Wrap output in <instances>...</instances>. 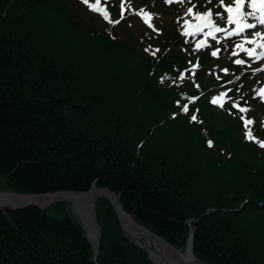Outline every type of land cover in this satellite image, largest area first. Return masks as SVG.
Wrapping results in <instances>:
<instances>
[{
  "label": "trees",
  "instance_id": "1",
  "mask_svg": "<svg viewBox=\"0 0 264 264\" xmlns=\"http://www.w3.org/2000/svg\"><path fill=\"white\" fill-rule=\"evenodd\" d=\"M59 2L66 3L0 0V189L85 191L94 181L180 250L192 226L191 251L205 264H264V149L245 140L229 103L241 87L219 85L236 70L220 78H205L201 66L190 71L185 53L195 48L178 27L160 56L142 43L132 56L112 33L127 19L115 26L98 14L101 25L83 21ZM71 32L78 51L67 42ZM129 36V44L138 39ZM222 93L229 113L211 103ZM93 205L104 212L97 263L64 214L27 206L0 210V264H151L123 236L108 201L97 197Z\"/></svg>",
  "mask_w": 264,
  "mask_h": 264
},
{
  "label": "rangeland",
  "instance_id": "2",
  "mask_svg": "<svg viewBox=\"0 0 264 264\" xmlns=\"http://www.w3.org/2000/svg\"><path fill=\"white\" fill-rule=\"evenodd\" d=\"M65 1H66V3H60L59 2L60 7L64 11V13L70 15L71 17H74L77 19H82L83 21H88L92 17L95 20H98L100 22V25L103 24V22H101V20H99L97 18V16H95L94 13L89 11L85 5L80 3V0H65ZM90 2L94 3L95 0H90ZM192 2L198 6L197 7L198 11L204 12L207 8H214V6L218 3V0H212V3H210V4H206V0H192ZM226 2L231 4L232 0H226ZM120 3H121V0H108L107 4H105L104 0H101L100 6L106 7L108 12L110 13V17L115 20V19H119V17H120V11H121ZM188 7H189V4H187V3H185L183 5H179V4H175V3L172 5H165L163 3V0H125V9H126L125 19H127L126 28L117 29L114 27L112 30L113 36H116L119 39L120 38L119 35H121L122 40L121 39H119V40H121L125 43V45L129 49V54L132 56L138 55V49H137V51L134 52L131 50V48L132 47H138L137 44H140V43H142V45H141L142 50L145 51V49L147 48L148 49L147 52H149V53H152L156 49H159L160 52L158 53L159 54L158 56H160V53L163 54V49L165 48V41L175 37L174 33H175L176 27H178L177 30L180 28L179 35H181V25L183 24L182 21L185 18V13H186ZM141 9H144L145 11L153 14L154 19H153L152 23L154 25V28L159 30V34L154 32L152 29H149L143 23V20L134 14L136 11H139ZM214 11H220V9L215 8ZM178 18H181L180 19V21H181L180 25L177 23ZM188 19H191V18H188ZM219 22H220V20L217 19L218 24H219ZM120 23H122V22H120ZM222 26L231 27V26H227L225 23H223ZM168 31H170V33ZM255 31H257V30L248 31L247 32L248 37L251 38V33L255 32ZM258 31L264 33V29H261ZM164 33H167L169 35V37H166L164 40H162L164 38V36L162 37V35ZM130 34L131 35L133 34V35L137 36V38H138V39H136V42H134L132 44L127 43V42H133V39L129 36ZM181 36H183V35H181ZM149 37H151V38H149ZM205 39L206 38H205L204 34L200 33V34L195 35V36H188V38H187L188 42L187 43L191 44L192 47L196 48V44L199 41L205 40ZM67 42L75 50L78 51L80 49V47L77 46V43H78L77 36L73 32L68 34ZM237 42H242L238 36L230 37V38L226 39L223 33L217 34L216 40H213L211 37H207V39H206V45L207 46L202 47L203 49H205L204 53H203L204 55L200 54L199 56L196 57L195 54L201 53V50L193 51L190 47H186L185 51L190 52L192 50L193 54L189 57V54L185 53V56H186L185 61L188 62V65L192 64L191 68L189 66V68L191 69L190 71L197 69L196 67H194L197 64L199 66H201L203 68L202 71L204 72L203 76L205 78H208V76L210 74H213V75L218 74V78L227 77V75H229L232 71H234V70L238 71V73L235 76L229 77L230 78L229 82L232 81L231 83H229V84H231L229 86H231V87L234 86L235 90H237L238 88L241 87V89L243 90V95H240V97L239 96H237V97L232 96L231 97L232 99L230 100L229 103L232 106V104L234 102H239L241 107L249 108L250 111L245 113V114L239 113V111L237 109H234V108H232V109L235 110L234 113L236 115L237 120H239L241 122H243L241 120V115H244L246 119L256 120L255 117L258 118V120H260L259 124H253V126H257L255 131H257V133L259 135H264V134H262V133H264V126H262V123H264V103H261L260 97L257 96L256 91H254V89L255 90L259 89V85L261 82H264V72H259L256 75L252 74V72L257 67L264 68V61L253 63L251 60H249L246 57V55L244 53H239L238 56H233L232 51L235 48V44ZM248 47H251V46H248ZM217 50H218V55L216 57H213L211 55V52L217 51ZM236 58L244 59L246 61V65H251V67L237 66L234 63ZM170 61L173 62L174 59L170 58ZM138 63L140 64L141 62L140 61L135 62L136 65H138ZM160 65H162L163 67H166L165 64L160 63ZM224 69L228 70L227 74H225V72L223 71ZM213 80L216 82L218 79L213 78ZM204 82H206V81H204ZM232 83H234V84H232ZM253 97H256V98H253ZM191 98H195V97H190L189 100H187V102H190ZM224 100H226V96L224 97ZM224 100L219 101L218 103H220V102L223 103ZM184 104H187L186 101L184 103H182V106ZM182 106L180 107L181 110H182ZM232 109L229 107L228 104H224V111L226 113L231 112ZM255 112H256V115H255ZM187 118H189V115H187ZM259 127L263 128L261 131L262 133L259 132ZM262 159L264 160V156L262 157ZM91 184L94 185V181L91 182ZM91 184L89 185V188H90ZM0 191H6V190L0 189ZM55 191H73V190H55ZM47 192H53V191H47ZM41 193H44V192H41ZM114 194H116V193H114ZM116 195L118 196V194H116ZM0 196H1V193H0ZM101 197L105 198L108 201V203L111 205V203L109 202V200L106 197H104V196H101ZM10 199H11V197H10ZM56 202H62V204L65 208V211H64V208L62 205H60V204L53 205ZM27 206H33L40 211H44L46 214H52V215H56L59 217H60V215L64 214V216H66L78 228V230L81 232V234L82 235L84 234V237L87 240H89V238L87 236V233H88L87 230L83 227V224L81 223L79 216L71 208V205H70L68 200L67 201H63V200L54 201V202L50 203L49 206L46 205L43 207L39 206V205H35V204H30V205H26V206H24L23 204L17 205V206H1L0 210L18 211V210H21ZM92 213H93L94 226H95V228H97L96 230L98 232V239H97V244H96V248H95L96 253L94 254V250L92 249L91 245L89 248L91 251V259L97 263V261H96V257H97V253H98L97 245L99 243L100 230L102 228V222L101 221H104V212L102 211V208H100V207H96L94 209V205H93ZM126 214H128V213H126ZM115 215H116V213H115ZM59 217H57V218H59ZM116 217H117V215H116ZM129 217L131 218L130 215H129ZM117 219H118V217H117ZM188 220L190 221L191 219H188ZM118 221L120 224V229L122 231V234L126 238V240L129 241L130 243L138 246L141 249V246L138 243H136V242H134L128 238V235L126 234V231H125V227L124 228L122 227L119 219H118ZM134 222H136V221H134ZM137 224H139V223H137ZM139 225H141V224H139ZM141 226H143V225H141ZM190 229L192 230L193 227L190 226ZM152 233H154V232H152ZM154 234H156V233H154ZM163 240H165V239H163ZM165 241L168 242L167 240H165ZM168 243H170V242H168ZM172 246L174 248H176L174 245H172ZM186 246H187V244L184 246V248L182 250H180L179 248H176V249H178L180 252L183 253V252H185ZM190 253H191L193 258H196L191 251V244H190ZM146 256L148 257L147 254H146ZM148 259L151 262V264H154L152 262V260H150L149 257H148ZM196 259H198V258H196Z\"/></svg>",
  "mask_w": 264,
  "mask_h": 264
},
{
  "label": "snow or ice",
  "instance_id": "3",
  "mask_svg": "<svg viewBox=\"0 0 264 264\" xmlns=\"http://www.w3.org/2000/svg\"><path fill=\"white\" fill-rule=\"evenodd\" d=\"M107 2L108 0H104L105 4H107ZM80 3L85 5L92 13L100 15L101 18L109 25H118L123 19H125V0H121L120 17L115 20L110 17V13L106 7L100 6L101 0H95L94 3L90 2V0H80ZM163 3L165 5H172L174 3L179 5H183L185 3L189 4L185 13V18L183 19V24L181 25V35L185 37L203 33L206 39L207 37H211L213 40H216V34L223 33L227 39L230 37L241 36L246 31L256 29L258 26L264 27V0H232L231 4L227 3L226 0H218V3L214 6V8H207L204 12L198 11V6L193 3L192 0H163ZM210 3H212V0H206V4ZM215 8H219L220 11H214ZM134 14L140 17L149 29H152L154 32L159 34V30L155 29L152 23L154 19L152 13L141 9L136 11ZM180 19L181 18L177 19L178 24L180 23ZM217 19L223 21L227 26L231 27L220 26L217 23ZM205 29H207L206 32ZM206 39L199 41L196 44L195 50H200L202 47L207 46ZM187 42L188 41L185 40V43ZM145 51L147 52L148 49L146 48ZM158 51L159 49H156L153 52V55H155V52ZM239 53H244L253 63L264 61V33L255 31L251 33V38L246 37L242 42H237L232 51V55L238 56ZM211 55L216 57L218 55V50L212 51ZM234 63L237 66L251 67V65H246V61L244 59H236ZM198 66L199 65L197 64L194 67ZM223 71L227 74L228 70L224 69ZM259 72H264V68L257 67L252 74L256 75ZM178 78L183 81L185 78L184 74L180 73ZM254 91H256V95L260 97L261 103H264V87L259 90L254 89ZM225 96H227V93H222L219 97H214L211 100V103L216 105L219 101H223ZM195 99H198V97L191 98V102H194ZM176 103L179 106L180 102L177 101ZM219 107L223 108L224 103H219ZM232 108L237 109L241 114H245L250 111L247 107H241L239 102H234L232 104ZM182 111L185 113L189 111L187 104L182 106ZM190 119L195 122L197 117L193 114ZM241 120L243 121L245 129V140L255 142L261 149H264V141L256 140L252 134L250 126L254 124V121L252 119H246L244 115H241ZM262 126H264V123H262ZM208 143L209 147H211V141Z\"/></svg>",
  "mask_w": 264,
  "mask_h": 264
},
{
  "label": "bare ground",
  "instance_id": "4",
  "mask_svg": "<svg viewBox=\"0 0 264 264\" xmlns=\"http://www.w3.org/2000/svg\"><path fill=\"white\" fill-rule=\"evenodd\" d=\"M60 194V193H59ZM61 195V194H60ZM99 192L95 190H90L81 194L80 196H68V201L71 208L79 216L83 227L87 230V236L89 238L88 243L95 244L97 230L93 223V216L91 214V208L93 207V202L99 196ZM11 197V199H10ZM50 198L44 196H34V197H13L11 195L1 193L0 196V207L1 206H17L25 203H33L39 206H49ZM10 202V203H9ZM2 204V205H1ZM126 234L128 238L136 243H138L143 251L148 255L150 260L154 264H175L173 255L162 248V246L155 240L146 238L140 235L136 227L125 217L123 220ZM90 244V245H91ZM184 258L188 260L187 264H192V255L190 253V239H188L185 252H183Z\"/></svg>",
  "mask_w": 264,
  "mask_h": 264
},
{
  "label": "water",
  "instance_id": "5",
  "mask_svg": "<svg viewBox=\"0 0 264 264\" xmlns=\"http://www.w3.org/2000/svg\"><path fill=\"white\" fill-rule=\"evenodd\" d=\"M91 189L99 192V194H100L99 196H104V197H106L109 200V202L111 203V205H112V207H113L118 219L120 220L121 225H122L123 228H124L123 220H125V217H126L136 227V229H137V231H138V233L140 235H142V236H144L146 238L153 239V240L157 241L162 246V248H164L165 250L170 252L173 255V259H174L175 264H187L188 263V260L186 258H184L182 252H180L178 249L174 248L170 243L166 242L165 240H163L158 235L152 233L146 227H143V226L137 224L136 222H134L129 217V215L126 214L123 211V209L121 208V206L119 204V201H118V196L116 194H114L112 191H110L109 189H107L105 187H96L93 184H91V186H90V188L88 190H91ZM88 190H85V191H53V192H44V193H17V192H12V191H0V193L11 195L13 197H34V196L38 197V196H44V197L50 198L51 199L50 202H54V201H61V200L67 201L68 200V196H80L81 194H84ZM30 204H33V203H25L23 205L26 206V205H30ZM91 214L93 216L92 208H91ZM191 236H192V231L190 232V234H189V236L187 238V242H188V239H190V243H191ZM97 239H98V232H97L95 244H91V242H90V244L92 246V249L94 250V254L96 253V249L95 248H96V244H97ZM190 261L192 262V264H204L203 262L199 261L196 258H193Z\"/></svg>",
  "mask_w": 264,
  "mask_h": 264
}]
</instances>
